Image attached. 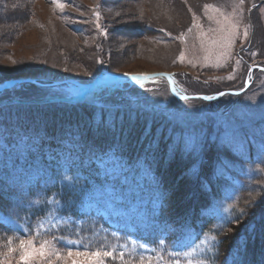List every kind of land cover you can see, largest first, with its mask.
I'll return each mask as SVG.
<instances>
[{"label": "rangeland", "instance_id": "374dc122", "mask_svg": "<svg viewBox=\"0 0 264 264\" xmlns=\"http://www.w3.org/2000/svg\"><path fill=\"white\" fill-rule=\"evenodd\" d=\"M59 3L64 7H57L53 0H0V84L32 79L48 87L68 79L89 83L104 74L168 73L174 89L196 99H176L165 78L151 77L139 82L124 78L85 91L73 86L71 95L55 85L40 101L52 94L63 103L95 104L94 115L98 120L104 117L101 120L108 128L122 124L127 114L130 120L151 125L160 121L189 151L213 143L218 157L212 179L223 185L201 212L212 227L168 226L165 234L174 233L173 240L162 245V237L156 234L160 229L153 222L159 203L143 185L148 175L139 172V188L133 186L134 180L128 179L112 152L97 159L101 184L79 186L78 179L65 171L42 176L27 205L43 209L44 217L29 239L37 247L49 241L51 251L60 252L63 259L50 251L49 256L33 257L28 264H95L67 256L69 250L112 251L103 264H227L211 260L215 242L210 232L221 228L224 218L230 221L234 209L241 210L237 203L241 190L246 189V194L261 174L264 179L260 166L264 162V75L254 71L249 78L253 65H264V0ZM32 90V95L39 93ZM219 93L225 94L213 99ZM24 145L17 148L22 151ZM121 183L123 188L118 187ZM256 189L260 190L251 200L260 199L264 192L261 183ZM245 194L240 198L251 197ZM263 205L264 201L256 207ZM73 208L78 215L64 217L63 210ZM49 232L55 233L46 236ZM154 239L158 252L148 243ZM180 239L181 251L175 248ZM67 240L80 243L67 245ZM18 245L12 247L16 251L0 255V264H25Z\"/></svg>", "mask_w": 264, "mask_h": 264}, {"label": "trees", "instance_id": "16d2710c", "mask_svg": "<svg viewBox=\"0 0 264 264\" xmlns=\"http://www.w3.org/2000/svg\"><path fill=\"white\" fill-rule=\"evenodd\" d=\"M61 85L71 95L73 86ZM53 87L20 83L0 93V215L15 219L17 226L0 221V255L9 250V240L13 247L20 239L34 237L35 225L44 215L43 209L26 206L34 186L28 180L34 179L35 184L42 176L65 171L78 179L79 186L101 184L97 158L109 152L123 165L128 179L134 180L133 186L139 188V172L149 176L144 177L149 180L143 185L157 197L156 220L161 227L181 229L197 223L201 229L212 227V222L202 219L201 212L223 185L217 178L212 179L218 157L213 143L206 142L200 151L185 150L172 138L165 123L130 120L131 114L123 117L122 124L108 128L101 120L104 117L98 120L94 115L95 104L63 103L61 97L52 94L40 101ZM32 89L39 93L32 95ZM174 142V149H170ZM20 143L25 144L22 151L17 148ZM260 166L264 169V162ZM263 181L261 174L246 194V189L241 190V195L251 193V197L240 195L237 203L241 210H233L230 223L209 231L216 237L213 262L264 264V205L256 207L264 201V192L260 199L251 200L260 190L256 186H264ZM118 187L123 188L122 183ZM71 212L76 216V210ZM173 236L166 234L164 245H169ZM153 246L158 252V245Z\"/></svg>", "mask_w": 264, "mask_h": 264}, {"label": "snow or ice", "instance_id": "6c2138e0", "mask_svg": "<svg viewBox=\"0 0 264 264\" xmlns=\"http://www.w3.org/2000/svg\"><path fill=\"white\" fill-rule=\"evenodd\" d=\"M243 2V0H241V3ZM53 3L56 4L57 7L59 8H63L64 5L62 3H59V0H53ZM206 8L208 7L207 5L205 6ZM245 35H247V33H245ZM128 75V74H125ZM147 76L144 75H136V76H130L129 79L133 80V81H139L140 79H147ZM221 95H223V93H221ZM186 98V97H185ZM204 99H212V97H204ZM114 127V125H113ZM65 179H69L68 177H65ZM225 219V224L230 223V221L227 218ZM223 227V226H222ZM212 240H215L216 237L213 236L211 237ZM76 243H80V241H73V240H67L66 244L67 245H72V244H76ZM13 241L9 240L8 241V249L9 252L12 251H16L17 249L12 248ZM18 250L20 252V260L24 261L25 264H28V262L33 258V257H47L49 256V252L51 251L50 249V242L49 241H44L43 243H41L38 247L34 245V242L32 239H20L19 240V245H18ZM51 255L56 256L58 259H63V256L60 252L58 251H51ZM67 256L72 257V256H76V257H83L85 260H89V261H95V264H103L104 258L105 257H111L113 256V252L112 251H101V250H97V251H76L73 252L71 250H69L67 252ZM121 258H123V254L121 253ZM73 264H76V262L74 261Z\"/></svg>", "mask_w": 264, "mask_h": 264}, {"label": "water", "instance_id": "95a60500", "mask_svg": "<svg viewBox=\"0 0 264 264\" xmlns=\"http://www.w3.org/2000/svg\"><path fill=\"white\" fill-rule=\"evenodd\" d=\"M114 75H106L104 77V80L103 81H106L108 78L112 77ZM115 76H117V78H120V77H123V75H119V74H115ZM130 76H133V75H129L128 77ZM144 76H147L148 78L150 77H157V76H164L165 78H167L169 84H170V80L168 78V74L167 73H163V72H160V73H153V74H147V75H144ZM65 82H69V83H72L78 87H81V88H84V89H87V88H90V87H93L96 85V81H93L92 83H87V84H79L78 82L74 81V80H65V81H60V82H57L56 84H50V85H57V84H62V83H65ZM16 83H32V84H38L36 80H32V79H28V80H9L7 82H5L4 84H0V90H2L4 87H10ZM39 85V84H38Z\"/></svg>", "mask_w": 264, "mask_h": 264}]
</instances>
